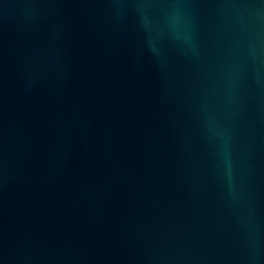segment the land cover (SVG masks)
<instances>
[{
	"label": "water",
	"instance_id": "95a60500",
	"mask_svg": "<svg viewBox=\"0 0 264 264\" xmlns=\"http://www.w3.org/2000/svg\"><path fill=\"white\" fill-rule=\"evenodd\" d=\"M0 264H264V0H0Z\"/></svg>",
	"mask_w": 264,
	"mask_h": 264
}]
</instances>
